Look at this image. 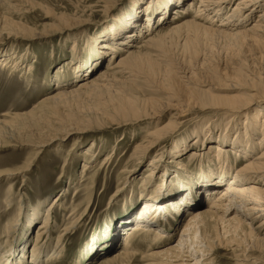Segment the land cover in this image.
<instances>
[{"label":"rangeland","instance_id":"374dc122","mask_svg":"<svg viewBox=\"0 0 264 264\" xmlns=\"http://www.w3.org/2000/svg\"><path fill=\"white\" fill-rule=\"evenodd\" d=\"M136 1L0 0V254L5 252L7 258L13 259H7V263L35 264L29 262L32 240L42 218L50 214L48 232L41 234L38 246L40 251L42 248L44 264H159V260L146 256L160 244H153L147 232L132 236L129 224L116 239L115 234H108L125 212L140 204V195L131 194L129 187L136 183H126L125 172L134 169L131 174L137 176L134 180L138 182L153 160L156 164L175 163L177 146L192 143L189 132L195 125L201 126L205 116L213 114L215 107L204 93L234 95L236 101L232 104L236 105L243 101L247 88L264 94V60L246 46L208 33L207 28L213 29L208 23L211 18L193 17L198 0H190L193 3L189 8L185 4L183 11L172 6L164 18L149 16L151 25L147 28L143 26L144 19L129 24L134 28L131 31L119 28L123 38L113 34L102 37ZM233 6L234 1L225 12ZM263 7L264 3L259 11ZM259 11L245 23L247 27ZM190 22L199 27L188 26ZM218 22L220 19L215 21ZM175 28L179 30L170 32ZM162 35L164 45H155L154 39ZM103 44L113 45L117 53L106 55L101 49ZM126 50L136 56L130 58L126 69H117L124 70L116 75L121 81L118 86L84 89L77 98L57 105L41 102L59 89L78 87L101 72L116 71L107 66H115L120 58L124 62L128 58ZM177 67L194 73L191 76L197 85L190 86L199 90L201 99L180 92L179 97L173 96V77L182 75L175 74ZM210 82L219 89H209ZM180 97L183 100L177 104ZM132 107L137 113H122V109ZM263 107L264 102H259L254 108ZM254 108L247 114H253ZM151 112L154 115L149 116ZM170 117L173 128L167 125ZM156 118L167 126L155 129ZM152 129L157 144L147 148ZM261 151L257 150L253 157ZM179 162L195 165L188 155ZM84 163L89 168L83 169ZM227 181L193 210L205 209ZM57 193L59 200L53 202ZM189 213L169 218L177 229L162 245L177 240ZM32 216L35 221L30 222ZM232 224L214 247L213 264H236V260L264 264V242L256 239H264V225L256 222L249 228L234 229ZM92 236L96 244L113 240V246L96 251ZM209 236L215 239L212 229L205 234ZM127 242L131 243L129 249L124 248ZM23 243L26 257L14 263L13 257ZM123 250H130L131 255L124 256ZM254 258L260 260L251 261Z\"/></svg>","mask_w":264,"mask_h":264},{"label":"bare ground","instance_id":"6f19581e","mask_svg":"<svg viewBox=\"0 0 264 264\" xmlns=\"http://www.w3.org/2000/svg\"><path fill=\"white\" fill-rule=\"evenodd\" d=\"M147 1L149 3L146 5ZM233 1V8L226 13L227 6ZM192 3L190 0H137L130 10L118 17L107 28L105 32L107 36L102 35V37H109L113 34L114 37L119 35L123 38L124 36L121 35L123 32L118 31L119 28L124 27L127 31L129 29L131 31L134 28L131 29L128 25L135 21L139 22L141 19H144L143 26L147 28L151 25L149 16L156 14L158 19L164 18L172 6H178L177 8L183 11L185 10V4L186 8H189ZM263 3L264 0H198V4L195 5L196 13L193 17L201 18L202 15L207 18L210 17L211 19L208 20V23L213 29L207 28L206 31L208 33L218 38H227L239 46H246V48L255 53L257 58L264 60V7L259 11ZM258 11L259 14L253 24L247 27L248 24L245 23L250 18L252 19V16ZM142 15L144 16L141 18ZM172 19H176V17L173 16ZM219 19L220 22L215 23ZM174 26L172 27L174 28ZM188 26L199 27L195 22H190ZM178 30L175 28V30L170 32ZM170 32L168 31L166 34ZM165 35L154 39L155 45H164ZM147 37L148 40H153V37ZM132 45L140 47L134 43ZM101 49L106 55H109L110 52L117 53L115 47L111 44H103ZM102 50H95V52L99 54ZM128 51L126 50L128 58L124 62H122L123 58H118L119 61L115 66H113V63L107 66V68H114L116 71L110 74L101 72L96 78L98 80L84 81L78 87L59 89L55 94L44 97L41 102L57 105L74 96L77 98L84 89L95 90L96 88L101 90L103 87L118 86L121 81L116 75L123 74L124 70L118 71L117 69L123 66L126 69L132 60L130 58L136 56L131 51ZM8 57L6 58L7 61L9 60ZM177 72L182 73V75L177 76L176 79L173 77L172 83H175L174 90L176 92L175 94L172 93L173 96L177 97L180 92L183 93L182 95L201 99V95L198 96L199 90L195 86H190V83H195V77L192 79L194 73H190L181 67L175 69V74ZM237 73L239 76L244 77L239 71ZM251 80L254 79L251 78ZM99 82L105 83V86H101ZM211 82L209 89H219L215 85L216 83ZM247 89L248 92L244 94L240 105L232 104L233 101H236V96L234 95L224 97L204 93V97L210 98L208 99V102L211 103L210 105L215 107L212 112L213 117L205 116L201 126L197 127L195 125L189 132L188 139L190 138V141H193L192 143L185 145V142L184 146L181 143L177 146L178 149L175 153L176 162L172 163V165L167 164L169 161L165 163L162 161V163L156 164V160H153L148 163L144 174L140 176L138 182L134 180L137 176L132 177L133 174H131L134 173V169L125 172L124 181L126 180V183L127 181L129 183L135 181L136 183V186L135 184H130L129 187L131 194L140 195L138 197L140 198V204L137 208L134 207L125 212L127 214L122 219L119 218L116 224L113 225L112 231L108 233L109 235L115 234L113 239H116V235L122 228L130 224L133 227L132 236H141L144 232H147L153 238V244L160 243L146 255L148 258L159 260V264H213L215 263L212 258L214 247L219 245V240L223 239V234H228L230 227L227 229V226L234 223L232 228L235 229L236 226L249 228L250 225L256 222H259V225H264V161H261L264 159V107L260 109L254 108L259 102H264V94L255 89ZM181 100H183L181 97L177 98V104H180ZM253 108L255 109L254 113L251 115L247 114ZM125 112L133 114L137 113V110L134 107L122 109V113ZM149 114V116L154 115L152 112ZM260 118H262V123H259ZM1 123L2 121H0V125H2ZM161 123L162 121L156 118L155 129L159 125H165ZM167 125H172L173 128L172 117L169 118ZM152 130H150L152 139L150 138L151 141H149L147 148L157 144L154 139L155 130ZM179 132L177 131V133ZM195 137L197 140H193ZM183 141H186V138H183ZM259 149H262V151L256 157H253ZM89 150L87 149V151ZM189 150H193L196 155L194 156L193 152L189 154ZM186 155L191 157V161L194 160L195 165L188 162L184 164L179 162L182 156ZM82 167L83 169L89 168L86 163ZM233 168L234 170L232 171ZM230 172L233 173L232 178L229 179L228 175ZM157 178L158 180H156ZM226 181V187L215 196L205 209L193 210L195 206L205 203L211 194L223 186ZM150 190L151 192L149 193L148 191ZM58 195L59 193L52 198V200L54 199L53 202H58ZM128 201L130 203L132 198ZM188 212L190 213L178 232L177 240L173 244L162 245L161 242L164 243L170 239L172 231L175 228L177 229L175 224L169 222V218L178 216L181 218V215ZM48 217H50V214H46L42 218V224L34 235L33 246L30 251L31 260L29 262L44 264L45 260L41 259L42 248L40 251L38 246L41 241L39 239L41 234L48 232V222L50 220ZM29 221H35L34 216L30 217ZM232 228L231 230L234 231ZM210 229L214 231L215 239L210 238V236L208 238L205 237V234ZM93 236L91 238L92 244L95 242L93 241ZM211 236L213 235L211 234ZM256 239L261 243L264 242L262 238L256 237ZM112 243H108L107 240L101 244L94 243L96 245L93 248L96 251L104 250L109 248ZM24 244L19 249L18 255L13 257L14 263L26 257ZM130 244V242H127L124 248L129 249ZM6 251L10 252V250ZM122 252L124 256L131 255L129 254L131 253L130 250H123ZM7 259L10 260V258H7V254L2 252L0 254V263L5 260L2 264H6L8 262ZM259 260L257 258L251 259L254 262ZM39 261L41 262L39 263ZM242 261L236 260L235 263L242 264ZM245 261L250 260L246 259Z\"/></svg>","mask_w":264,"mask_h":264}]
</instances>
